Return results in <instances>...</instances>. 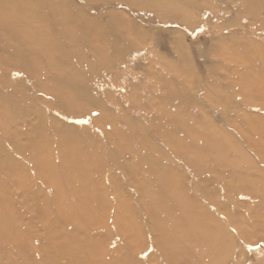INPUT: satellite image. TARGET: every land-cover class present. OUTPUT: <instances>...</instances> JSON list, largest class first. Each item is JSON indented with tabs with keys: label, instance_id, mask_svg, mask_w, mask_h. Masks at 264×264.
Masks as SVG:
<instances>
[{
	"label": "rangeland",
	"instance_id": "374dc122",
	"mask_svg": "<svg viewBox=\"0 0 264 264\" xmlns=\"http://www.w3.org/2000/svg\"><path fill=\"white\" fill-rule=\"evenodd\" d=\"M27 2L28 18L50 34L52 61L77 92L63 91L77 101L60 102L51 82L57 74L42 54L30 73L24 55L0 42V61L10 58L0 64V96L12 106L0 107V200L9 195L0 205V233L6 212L19 233L0 242L4 264H202L198 249L182 261L168 246L170 237L180 239L171 173L198 205L195 213L217 221L209 232L220 230L215 253L225 259L211 264H264V216H250L264 211V78L247 71L263 60L243 58L245 42L264 47V1L257 13L242 0ZM92 35L105 39L100 52L86 40ZM40 130L48 163L41 157L38 166L16 144L28 147ZM63 132L81 141L80 153L61 154H68L58 141ZM72 156L77 162L66 175ZM13 163L20 168L10 171ZM161 196L159 228L143 204ZM224 205L240 215L226 219ZM47 227L58 236H46ZM59 233L77 245L64 258L55 248Z\"/></svg>",
	"mask_w": 264,
	"mask_h": 264
},
{
	"label": "bare ground",
	"instance_id": "6f19581e",
	"mask_svg": "<svg viewBox=\"0 0 264 264\" xmlns=\"http://www.w3.org/2000/svg\"><path fill=\"white\" fill-rule=\"evenodd\" d=\"M131 1L134 2L135 0H131ZM242 1H243L242 3H244V1H245V3L248 4L246 6V4L244 3L245 10L254 9L257 13V11L260 9L261 3L264 0H242ZM251 1H253V2L251 3ZM28 5H29V2L26 3V0H0V42L5 48H11L17 54L24 55V58H25V64L24 65L26 66L27 70L30 73H32V71L34 72L33 69H37V67L39 65L37 57H39V55L42 54L41 56L43 57L44 60L47 61V64L50 66L51 71H54L57 74L55 76L56 78L51 80V82H53V80H55V82H57L56 85L55 84L52 85L55 87L53 92H55V94L58 96L60 102H63L65 105L71 106V105L76 103L77 99L74 100V97H71L68 93H65L63 91V88H65V87H68L67 89L72 88L71 92H73V93L77 92L76 88L75 87L73 88V86L69 87L68 85H66L67 84V83H65V79H67L66 74L60 75L62 73L60 71L61 68L58 69L57 65L52 61V54H53L54 48H56V46H54L55 42H53V39L50 37L49 33L40 32L39 30L41 28L38 27V25H35L33 22H31V19L28 18L29 17V14H27V13H29ZM56 6L57 5L54 3L50 6L51 12L54 11ZM58 7H59V5H58ZM62 9H63V7H62ZM19 16H21V18ZM82 24L86 25L85 22H82ZM5 28H8L7 29L8 32H6L4 35L3 29H5ZM104 32H106V30ZM77 35H78V33H77ZM102 39H103V41H105V39L103 37L100 38V36H99V38H98L95 35H92V37L89 36L88 39H86V40L89 44H91V46H93V48L95 49L96 52H98V51L100 52L101 46H102L101 43H103L100 40H102ZM239 44H241V43H239ZM243 45L245 47L243 49V58L260 57L263 60L262 66L260 68H258L256 70L251 69V68H247V71H249L251 74H255V75L257 73V76L261 77V80H262V78H264V49H263L264 47L259 45L258 43L248 44L245 42V44H243ZM99 46H100V48H99ZM237 46H238V44H237ZM237 46L228 47V48L224 47L223 48L224 51L221 53V55L222 56H227V55L230 56V54H233L236 51ZM26 51L27 52L29 51V54L25 55L24 53ZM261 52H263V53H261ZM7 59L9 60L10 58H8V55H5L2 58V60L0 61V64L3 66V64H4L3 61L7 60ZM68 80H69V78H68ZM35 81H37V80H35ZM37 82H39V81H37ZM48 83L50 84V81ZM47 86H49V85H47ZM47 86H46V89L49 91L50 88L49 87L47 88ZM63 86H65V87H63ZM242 92L244 94V92H246V91L242 90ZM74 94L76 95V93H74ZM2 98H3V96H0V107H1V109H8V107L11 105L7 104V103H3ZM8 102L10 103L11 100H8ZM11 103L13 105H17L18 101L14 100ZM5 104L7 107H5ZM0 113H1V110H0ZM2 114L3 113H1V115H0V122L5 119L4 118L5 115L2 116ZM37 118H39V116H37L35 119H37ZM12 132L15 135V139L18 140V133L15 132V129ZM58 134H59L58 135L59 143H61L65 147L64 149L68 153V154L64 155L61 152V154L63 156H69L73 151H74V153L75 152L80 153V151L82 150L80 148L81 141L78 140V138L76 137L75 134H69L67 132L58 133ZM207 138L210 139L209 137H207ZM46 140H47V136L45 135L43 130H40L37 133V138L34 141L30 142L28 147L23 146V144H19V143L16 144V147L19 150H24L28 154V156L30 155V157H33L34 159H36V162H37L36 164L38 166H40V158L41 157H42V162L48 163V160H46L48 158V154L45 152V149H43L42 145H41V143H43ZM211 142H213V144H216L215 140H210V143ZM35 147H37V148L35 149ZM5 151H6V149H5ZM63 156H60V158H63ZM68 160H69L67 163L68 166H66V169H67L66 175L72 173L71 172L72 165L75 162H77V158L72 156V157H68ZM19 164L20 163L10 164L11 168H8V169H10V171H13L12 168L14 170L19 169L20 168ZM234 165L235 164H233V166ZM228 166H231V165H228ZM42 167H43V165L41 166V168ZM43 169L46 170L49 168L45 166ZM171 174L173 175V177H172V175H170V177H169L170 180L168 182H170L171 179H173V181L170 182L172 184L171 188L178 189L177 193H175V195L173 193V196L171 197V206L174 208V210L176 212L179 213V215L175 216V218H173V215H171L170 218L171 219L173 218L172 228H173L175 233H178L180 235V239L177 240V242H176L173 239V237H170L172 243L168 242L169 243L168 246L170 247L171 250H173V253H176V258L180 259L182 261H183L182 257L185 255V253H187L186 250H193V249L199 250V252H197L195 254L202 264H211L212 261L218 262V261H221L222 259H225L224 256L218 255L217 253H215L216 247H218V242L221 240L220 239V230L217 232V235L209 232L210 220H213L214 218L212 216H210L211 214H209V213H208V215H204V214L200 215V214L195 213L196 212L195 209L197 208L198 205L195 202H191L192 200L189 198L187 190H185V191L181 190L183 188V184H181V183L178 184L179 178L177 176H175L174 173H171ZM47 175L48 174H46L45 176H47ZM155 175H156L157 181L160 184H161V182H163V183L166 182V180L164 181L163 175H161L160 173L155 172ZM49 176H51V174ZM51 177H50V179H51ZM175 183H176V185H175L176 187H173ZM203 196L205 197L204 194H202V197ZM3 197L2 198L4 200L3 199L0 200V205L1 204L3 205L6 203L7 200H5V198H8V200H9V195L4 194ZM175 197L178 199H179V197L184 198L185 201H184V199H182V201L184 203H181L180 200L176 199ZM121 202L124 203V205H125V200H123ZM164 202H165V199H163V197L161 196L158 203L155 202V205H153V204L149 205V204H145V203L143 204V209L146 211L147 216L149 218L152 217L155 221H157V223H159V228H160V219L156 218L158 216L155 213V209L163 206ZM174 205H177V207H175ZM222 207H223L222 209H223L225 218L228 220H232L235 217L240 215L237 213H234V214L231 213L228 209H226L225 205ZM257 208H255V210H252V213L250 212V216H252V217L253 216L259 217L260 215L264 216V211H261L260 213H258V211L260 209H257ZM261 209H262V207H261ZM7 213H9V215H6ZM6 214L5 215L1 214L4 219H6L7 217H8V219L5 220L6 223H4L3 228H2V232L0 233V242L4 241L6 239L5 240L6 242L4 244H7V243L9 244V239H11V238H8V236H10L11 233H16L18 235H19V233H17L18 230H17L15 222H14L15 215L13 213L11 214V212H6ZM150 214H151V216H150ZM205 217L208 218V221L205 220ZM214 221L217 223L216 219H214ZM183 225L188 226L187 227L188 232L183 233L182 230H180V228ZM157 226H158V224H157ZM222 231H223V228H222ZM55 232L50 233L49 227H47L45 234H46V236H47V234H52V235H54V237L55 236L57 237L58 235H55L56 234ZM59 234H60V236H59L60 239L57 240L58 243H57V247L55 246V248H56V250H58L57 251L58 253H60L61 251L64 252L63 256H61L57 253L59 255V258H61V257L64 258V256L69 255L70 253H74L76 248H77V245L74 244L73 247L70 248L71 245L69 246L67 243H64L62 241V238H68V237H65L64 233H62V234L59 233ZM20 237H21V235H20ZM17 244H20V243H17ZM196 244H199V245H196ZM20 245L23 249V245L22 244H20ZM50 262H52L54 264L53 261L50 260ZM4 263H5L4 257H3V255H0V264H4Z\"/></svg>",
	"mask_w": 264,
	"mask_h": 264
}]
</instances>
